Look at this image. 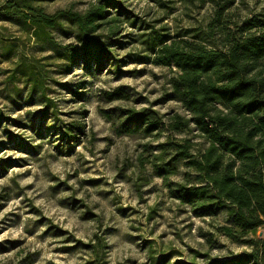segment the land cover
<instances>
[{"label":"clouds","instance_id":"1","mask_svg":"<svg viewBox=\"0 0 264 264\" xmlns=\"http://www.w3.org/2000/svg\"><path fill=\"white\" fill-rule=\"evenodd\" d=\"M0 264H264V0H0Z\"/></svg>","mask_w":264,"mask_h":264},{"label":"rangeland","instance_id":"2","mask_svg":"<svg viewBox=\"0 0 264 264\" xmlns=\"http://www.w3.org/2000/svg\"><path fill=\"white\" fill-rule=\"evenodd\" d=\"M217 259H222V258H219V257H218ZM223 259H226V258H223Z\"/></svg>","mask_w":264,"mask_h":264}]
</instances>
